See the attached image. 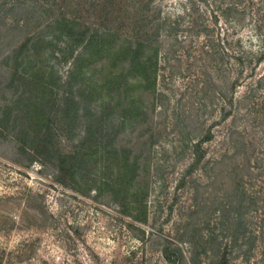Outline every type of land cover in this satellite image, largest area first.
Segmentation results:
<instances>
[{
    "label": "trees",
    "instance_id": "obj_1",
    "mask_svg": "<svg viewBox=\"0 0 264 264\" xmlns=\"http://www.w3.org/2000/svg\"><path fill=\"white\" fill-rule=\"evenodd\" d=\"M151 4L149 0L0 2V26L21 34L1 57V90L9 98L0 103V137L11 139L32 160L42 164L53 160L57 174L75 184L69 188L84 197L110 196L123 215L142 225L147 224L148 167L127 144L118 145L117 133L138 126L148 110L153 113L161 97L162 42L178 43L176 31L166 27ZM21 14L23 19L17 20ZM170 51L176 52L175 47ZM239 75L229 84L222 118L236 119L241 113L264 126V74L235 99ZM57 126L67 129L65 139H57ZM77 126L82 132L75 136ZM224 131L225 148L215 156L206 157L202 146L212 139L210 129L201 131L191 145L181 139V154L189 162L178 188L188 194V203L177 211L173 226L177 241L192 252L191 264H227L228 246L236 248L238 258L256 242L252 220L264 205V158L254 160L242 152L243 133ZM261 134L264 146V129ZM236 138L242 145L234 142ZM256 166L260 167L254 175ZM33 199L28 195L26 201Z\"/></svg>",
    "mask_w": 264,
    "mask_h": 264
},
{
    "label": "rangeland",
    "instance_id": "obj_2",
    "mask_svg": "<svg viewBox=\"0 0 264 264\" xmlns=\"http://www.w3.org/2000/svg\"><path fill=\"white\" fill-rule=\"evenodd\" d=\"M149 2L166 27L176 31L178 43L162 42L161 97L153 113L148 110L138 126L117 133L118 145L127 144L148 167L147 224L133 223L110 196L80 195L69 188L75 184L57 174L53 160H32L11 139L0 137V264H191L192 252L177 241L173 226L177 211L188 203V194L178 188L189 162L181 154V139L191 145L201 131L210 129L212 139L202 146L206 157L215 156L225 148L224 129L232 128L246 136L244 145L234 141L244 147L242 152L254 160L264 158L259 139L264 126L256 118L241 113L236 119L222 118L229 84L237 74L235 99L264 74V0ZM19 16L17 20L23 19ZM20 39L21 34L0 26V82L1 57ZM173 46L176 52L170 51ZM65 71L60 67L61 76ZM1 88L4 103L9 94ZM73 131L81 135L82 128ZM65 132L57 126V139H65ZM259 167L252 169L254 175ZM83 171L89 175L86 167ZM28 195L34 199L27 202ZM259 210L252 220L255 245L238 258L236 248L228 246L227 264H264V205Z\"/></svg>",
    "mask_w": 264,
    "mask_h": 264
}]
</instances>
